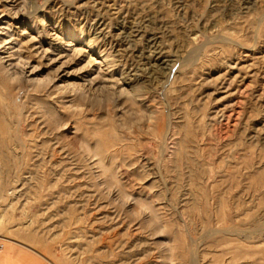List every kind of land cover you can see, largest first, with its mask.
Returning a JSON list of instances; mask_svg holds the SVG:
<instances>
[{
	"label": "rangeland",
	"instance_id": "374dc122",
	"mask_svg": "<svg viewBox=\"0 0 264 264\" xmlns=\"http://www.w3.org/2000/svg\"><path fill=\"white\" fill-rule=\"evenodd\" d=\"M0 5L45 11L51 44L81 51L50 66L9 27L57 77L0 69V244L44 264H264V0ZM104 75L131 99L58 87Z\"/></svg>",
	"mask_w": 264,
	"mask_h": 264
},
{
	"label": "bare ground",
	"instance_id": "6f19581e",
	"mask_svg": "<svg viewBox=\"0 0 264 264\" xmlns=\"http://www.w3.org/2000/svg\"><path fill=\"white\" fill-rule=\"evenodd\" d=\"M7 3L8 2L6 1V4ZM2 8H4V7L2 6ZM20 12L13 14L9 9H8V11L4 10L3 12H1L2 17H0V26H1L0 27V69L4 73L5 77L9 81H12V82L27 81L28 83L31 84V86H34L35 84L41 85V86L42 85L43 86H50L52 84H56L53 82H55V79H56L55 77H57V75L56 76L54 75V77H53L50 74L51 76L45 75V77H41V75H39L40 73H37V72H39L40 67L32 64L33 61H30L29 58H25L22 55L23 52L21 51V48H22L23 40L21 39L22 40L21 41V40L13 39L12 35H10L9 27L11 25H13V23H14L16 25H20V26H24V27L27 26L30 30L33 28L32 31L35 34V36L32 37L31 35H29V36L27 35L29 37V39H27V41L25 40L24 42L27 44V46H28L27 48H28L29 52L32 53L34 55V57H37V59L38 60L40 59L41 61L47 60L48 64L50 66L52 64H55V63H60L61 60H63V59H66V60L64 62L62 61V65H64V64L66 65V63L73 61L75 57L79 56V54L81 52L80 48H76V46H74L75 44L74 45L72 44L73 41L72 42L66 41L65 36H64L65 39L62 40L60 43H58L59 45L56 46V45L51 44L52 41H54V38L52 39V36H54V34L58 31H55L56 29L53 26L54 20L50 17V15H46L45 11H42V10L35 11L34 9L30 8L27 12H23V13H20ZM19 31H21V30H19ZM21 33L23 34L22 36H24V35H26L27 30L23 29ZM27 36H25V37H27ZM57 37H59V36H57ZM55 43H56V41H55ZM89 44H90V42H89ZM89 44H88V46H89ZM45 46H47V47H45ZM80 46H81V44H80ZM80 56H83V55H80ZM86 59L88 60V58H86ZM91 60L84 61L85 63L81 67L80 71L84 70L86 68H89L90 64H91V66L94 65V64H92ZM105 60H107V59H105ZM48 64H47V66H48ZM29 67L31 68V70H30V72H27L26 69ZM58 68H60V67H58ZM51 70H54V69H51ZM51 70L49 72H51ZM58 70H60V69H57V72H60ZM100 70L102 71V69H99L98 71L97 70L96 71L99 72ZM101 71L99 73H101ZM53 73H56V72L54 71ZM103 74H106V73L103 72ZM107 74H108V70H107ZM112 78H113L112 76L104 75L101 79L102 80L101 81L102 86H99V85L96 86L97 84L94 85L95 83H97L96 80L98 81V78H96L94 80L92 79L93 81H89V79H88L87 80L88 82H85V80H86L85 79L84 82L81 81L82 83H66L65 85L61 84L58 87L63 88V89L64 88L68 89L72 86L71 88H73V92L75 94H79L81 97L87 98V99H89V97H91V95H92V98H94V99H99V100L104 99V100H107L110 102H111V100L113 102H116V99L118 102V100L122 99V98L131 99V89L129 90L126 87L128 83L125 82L124 84H121ZM124 81H127V80H124ZM37 85H35V86H37ZM93 87H95L96 89H93ZM60 92H63V91L61 90ZM153 222H155V221H153Z\"/></svg>",
	"mask_w": 264,
	"mask_h": 264
},
{
	"label": "crops",
	"instance_id": "0c3cea01",
	"mask_svg": "<svg viewBox=\"0 0 264 264\" xmlns=\"http://www.w3.org/2000/svg\"><path fill=\"white\" fill-rule=\"evenodd\" d=\"M0 264H44L38 253L22 248L16 243L0 244Z\"/></svg>",
	"mask_w": 264,
	"mask_h": 264
}]
</instances>
